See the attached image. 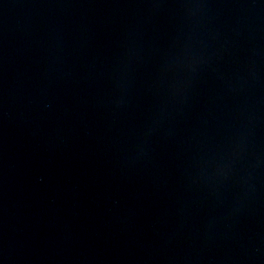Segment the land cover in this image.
<instances>
[{
	"label": "water",
	"instance_id": "95a60500",
	"mask_svg": "<svg viewBox=\"0 0 264 264\" xmlns=\"http://www.w3.org/2000/svg\"><path fill=\"white\" fill-rule=\"evenodd\" d=\"M0 264H264V0H0Z\"/></svg>",
	"mask_w": 264,
	"mask_h": 264
}]
</instances>
